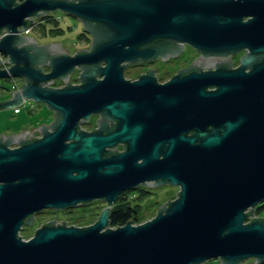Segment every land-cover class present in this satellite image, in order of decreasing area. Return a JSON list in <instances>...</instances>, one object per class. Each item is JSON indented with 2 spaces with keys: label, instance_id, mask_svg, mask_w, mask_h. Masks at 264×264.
<instances>
[{
  "label": "water",
  "instance_id": "95a60500",
  "mask_svg": "<svg viewBox=\"0 0 264 264\" xmlns=\"http://www.w3.org/2000/svg\"><path fill=\"white\" fill-rule=\"evenodd\" d=\"M52 10L80 20L89 49L23 33ZM186 43L197 57L162 84L153 69L123 78L128 63ZM0 55V78L22 81L0 108L30 99L53 111L34 128L41 137L0 133V264L264 260V217H252L264 201V0H0ZM56 78L62 86L49 85ZM98 112V128L79 129ZM118 142L123 151L108 149ZM162 183L178 191L154 217L109 226L122 191ZM94 199L106 205L88 226L52 219L19 234L34 211Z\"/></svg>",
  "mask_w": 264,
  "mask_h": 264
},
{
  "label": "rangeland",
  "instance_id": "374dc122",
  "mask_svg": "<svg viewBox=\"0 0 264 264\" xmlns=\"http://www.w3.org/2000/svg\"><path fill=\"white\" fill-rule=\"evenodd\" d=\"M49 18H45L48 17ZM44 18V19H43ZM42 19V20H41ZM4 33V32H3ZM26 35L31 36L39 45L47 44L49 42H59L60 47L64 48L68 53H75L79 49H89L91 38L90 35L82 28L80 20L75 16L66 14L60 10H52L45 16H34L33 25L24 30ZM61 49V52H66ZM183 57L179 59V64L188 60L191 63L192 59L197 57L196 50L193 49L189 44H184ZM0 56V60H2ZM174 67L176 66L173 65ZM214 66V65H213ZM211 66V67H213ZM1 68H6L5 66ZM206 69V67H202ZM169 69V68H168ZM76 73V72H75ZM74 72L69 75L71 83L77 78ZM128 75V74H126ZM75 78V80H73ZM55 84L58 82L61 84V79H54ZM54 82H49V85H53ZM0 101L4 100L6 96V88L15 87L19 84V79L15 82L11 81V78H0ZM54 84V85H55ZM6 87V88H5ZM19 88V87H18ZM15 88V89H18ZM14 89V88H13ZM53 118V111L50 110L45 104L40 102H34L30 99H24L23 102L17 107L13 108H0V133L8 135L11 132H17L21 129H32L37 128L40 124H49ZM91 123L84 126L86 129L94 127L95 114H91ZM141 188H135L128 190L126 193L128 203L134 207L137 221L135 224L144 222L155 216L156 208L162 203L176 198L175 193L178 191V187L170 184L162 183L154 186L141 185ZM261 204V203H260ZM103 201L94 199L91 203L85 204L83 207L77 208L72 212H66L59 214L57 222L62 218L66 225L75 226H88L97 219L100 211L103 209ZM61 213V212H60ZM49 215L42 214L36 218L35 226H29L27 229L20 231V235L23 239L31 237L32 232L35 228H38L39 224L49 221ZM252 217H264V202L263 205L258 208H254ZM250 218H247L249 220ZM253 259L248 258L240 262V264H250ZM200 264H218L217 259H208Z\"/></svg>",
  "mask_w": 264,
  "mask_h": 264
},
{
  "label": "flooded vegetation",
  "instance_id": "af4514ba",
  "mask_svg": "<svg viewBox=\"0 0 264 264\" xmlns=\"http://www.w3.org/2000/svg\"><path fill=\"white\" fill-rule=\"evenodd\" d=\"M182 52H183V50H181V51H178V53H177V55H175V56H168L167 57V59H164V60H161L160 59V55H157L155 58H151L150 60H148V61H142V62H130V63H128L127 65H125L124 67H123V69H122V75H123V78L124 79H129V81H132V80H136V79H138V76H136L137 74H144L145 73V70H147V69H153V76H157V77H155V81L157 82V83H163V82H165V81H167V80H169L170 79V77L173 75V74H175V73H177V69H179V68H183V67H186L187 65H189L190 63V61L188 62V60H186L185 59V61L183 62V63H181V64H179V62H180V58H181V56L183 57V54H182ZM244 52H245V50H241V51H239V52H236V53H233V54H228V55H230L229 56V60H230V65H229V67L230 68H235L236 66H238L239 64H240V62H239V57L241 56V55H243L244 54ZM196 54H198V52L196 51ZM228 55H225V56H220V59L221 60H223V57H224V59H226V57L228 56ZM0 56H2V55H0ZM2 58H5L4 56H2ZM3 60V59H2ZM192 62V61H191ZM176 64V66L174 67L173 65H175ZM3 66H5L6 67V65H2V67ZM216 66H213V67H211V69H214ZM169 68V69H168ZM44 70H46V67L45 68H43ZM201 69H203V68H201ZM248 67L247 68H244V71L245 72H247L248 71ZM76 72V73H75ZM74 73L76 74V77L78 76V71L75 69V71H74ZM126 74H128V75H126ZM102 76H99V75H97L96 76V78H101ZM73 80H75V78H73ZM11 81H13V82H15L16 81V79L14 78V79H11ZM54 83H53V86H57V87H59V86H62V82H61V84H59L58 82L55 84V80L53 79L52 80ZM69 81H72V79L70 80L69 79ZM22 83V81L21 80H19V84L17 85V86H15V87H11L10 89L12 90L13 88L15 89V88H18L19 86H20V84ZM52 83V82H51ZM76 83H78V80L76 79L74 82H73V84H76ZM55 84V85H54ZM0 86H2V88H3V85H1L0 84ZM6 88V87H5ZM215 87L214 86H211V87H207L206 89L207 90H209V89H214ZM4 89V88H3ZM9 88H6L5 90H6V96H4V98H2V99H6V98H8L9 96H10V94H11V90H10ZM98 117H100V114H99V112L98 113H96L95 114V121H96V119L98 118ZM91 114L89 115V117L87 118V120L86 121H84V122H81L79 125H78V127H79V129H82V130H84V131H90V130H92L93 128H98V124L97 123H94V127L93 128H91V129H86L84 126H86V124H90L91 123ZM112 122H115L114 120H111ZM46 125V124H45ZM207 127H210V125L209 126H207ZM34 128H32V129H29V128H26V129H21V130H19V131H17V132H11V133H8V135L9 134H11V135H16V134H18L20 131V133L17 135V136H19V135H21L22 133H23V131L24 130H28L26 133H25V136H23L22 137V139H24V138H28L29 136H27L30 132H31V136L32 137H41V133L39 132V129L37 130V129H34ZM33 130V131H32ZM17 140V138L14 140V142H12V143H9V144H6V147L7 148H9V149H13V148H15V147H17L18 145H19V143H17V142H15ZM113 148H115V150L116 151H123L124 150V147H123V144H122V142H118L117 144H115L113 147H108V149H110V150H113ZM142 186L141 185H137V186H135L133 189H135V188H141ZM128 190H131V189H128ZM124 191H126V190H124ZM123 192V191H122ZM118 197V196H117ZM93 200H91V201H89V202H85V203H79V204H77L76 206H70V207H66V208H62V209H54V208H42V209H40V210H37V211H34L32 214H31V222L30 223H27V224H24V223H21V228H20V230H19V233H20V231H22V230H24V229H27L29 226H35V224H36V218L37 217H39V216H41L42 214H52V215H49V220H52V219H55V220H57L58 219V217H59V214H64V213H66V212H72V211H74L75 209H77V208H80V207H83L85 204H89V203H91ZM102 201V200H101ZM116 201H117V199H116ZM115 201V202H116ZM114 202V203H115ZM113 203V204H114ZM103 204H105V202L103 201ZM112 204V205H113ZM106 205V204H105ZM103 208L105 207V206H102ZM256 207V206H255ZM61 212V213H60ZM60 220H63L62 218L60 219ZM58 222L57 221H54V224H57ZM42 224V223H41ZM41 224H39L38 226H41ZM89 225V224H88ZM36 229V228H35ZM34 229V230H35ZM34 230H33V232H32V235L34 234ZM31 235V236H32ZM28 237H30V236H28ZM214 259V258H213ZM215 259H217V258H215ZM217 261H218V263H219V260L217 259Z\"/></svg>",
  "mask_w": 264,
  "mask_h": 264
},
{
  "label": "trees",
  "instance_id": "16d2710c",
  "mask_svg": "<svg viewBox=\"0 0 264 264\" xmlns=\"http://www.w3.org/2000/svg\"><path fill=\"white\" fill-rule=\"evenodd\" d=\"M45 18H49V16ZM127 191L128 190L121 192L117 197V201L109 209L108 224L110 227L123 225L128 219H131L130 220L131 223L137 221L138 219L136 218L137 212L134 210L135 208L132 207L127 201L128 200L127 198L128 194L126 193ZM263 202L261 203L262 205ZM261 204L257 205L256 208L259 209V206H261ZM257 264H264V260L258 262Z\"/></svg>",
  "mask_w": 264,
  "mask_h": 264
},
{
  "label": "built area",
  "instance_id": "2783aa9c",
  "mask_svg": "<svg viewBox=\"0 0 264 264\" xmlns=\"http://www.w3.org/2000/svg\"><path fill=\"white\" fill-rule=\"evenodd\" d=\"M30 28V27H29ZM27 31V30H26Z\"/></svg>",
  "mask_w": 264,
  "mask_h": 264
}]
</instances>
